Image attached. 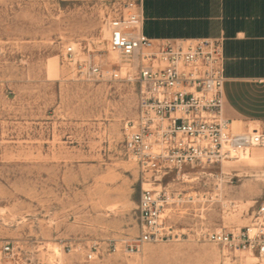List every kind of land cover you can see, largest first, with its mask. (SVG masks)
Wrapping results in <instances>:
<instances>
[{
	"label": "rangeland",
	"instance_id": "rangeland-1",
	"mask_svg": "<svg viewBox=\"0 0 264 264\" xmlns=\"http://www.w3.org/2000/svg\"><path fill=\"white\" fill-rule=\"evenodd\" d=\"M118 3L0 0V246L15 248L0 264H221L223 247L205 232L245 225L264 200V164L199 167L168 180L179 236L127 251L143 182L123 148L136 88L83 75L65 52L79 43L78 61L91 53L117 66L106 20ZM253 101L241 106L258 109Z\"/></svg>",
	"mask_w": 264,
	"mask_h": 264
},
{
	"label": "built area",
	"instance_id": "built-area-1",
	"mask_svg": "<svg viewBox=\"0 0 264 264\" xmlns=\"http://www.w3.org/2000/svg\"><path fill=\"white\" fill-rule=\"evenodd\" d=\"M144 1L119 0L107 17L108 47L119 55L117 66L91 53L78 61L79 43L65 48L83 75L124 80L136 88V112L124 125L123 139L124 152L143 180L140 234L127 242L130 253L179 236L167 220L173 192L168 180H184L199 167H223L264 148V127L238 131L225 114L224 37H150ZM249 216L241 227L205 232L207 240L223 247L221 264H264V200ZM14 249L7 241L0 253Z\"/></svg>",
	"mask_w": 264,
	"mask_h": 264
},
{
	"label": "crops",
	"instance_id": "crops-1",
	"mask_svg": "<svg viewBox=\"0 0 264 264\" xmlns=\"http://www.w3.org/2000/svg\"><path fill=\"white\" fill-rule=\"evenodd\" d=\"M144 8L150 37H224L225 114L264 118V0H145ZM243 99L258 109H245ZM231 109L247 117H231Z\"/></svg>",
	"mask_w": 264,
	"mask_h": 264
},
{
	"label": "bare ground",
	"instance_id": "bare-ground-1",
	"mask_svg": "<svg viewBox=\"0 0 264 264\" xmlns=\"http://www.w3.org/2000/svg\"><path fill=\"white\" fill-rule=\"evenodd\" d=\"M106 33H107V35L109 34L107 31H106ZM111 52H114V51H111ZM114 53H116V52H114ZM116 55H118V54L116 53ZM233 125H234L235 130L241 131V130L245 129V123L243 120H233ZM250 128H253V126L250 125ZM257 151H260L261 153L258 154ZM253 158L255 161L253 164H251L253 162ZM240 161H244L245 163H247L249 165H262V164H264V148L258 147V148L253 149V151L247 157L239 160V162ZM230 162H233V161H225L224 166ZM189 179H193V178H190V176H185L184 180H189Z\"/></svg>",
	"mask_w": 264,
	"mask_h": 264
}]
</instances>
